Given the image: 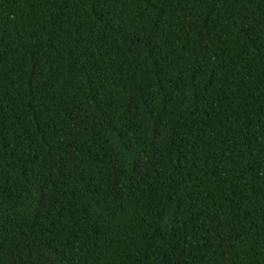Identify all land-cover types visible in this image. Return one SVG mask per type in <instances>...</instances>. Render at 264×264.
Listing matches in <instances>:
<instances>
[{
	"label": "trees",
	"instance_id": "16d2710c",
	"mask_svg": "<svg viewBox=\"0 0 264 264\" xmlns=\"http://www.w3.org/2000/svg\"><path fill=\"white\" fill-rule=\"evenodd\" d=\"M0 264H264V0H0Z\"/></svg>",
	"mask_w": 264,
	"mask_h": 264
}]
</instances>
